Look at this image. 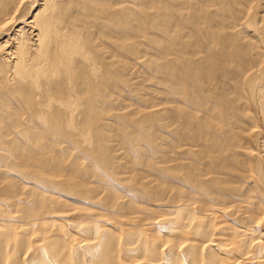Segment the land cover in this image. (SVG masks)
Returning a JSON list of instances; mask_svg holds the SVG:
<instances>
[{"label":"bare ground","instance_id":"6f19581e","mask_svg":"<svg viewBox=\"0 0 264 264\" xmlns=\"http://www.w3.org/2000/svg\"><path fill=\"white\" fill-rule=\"evenodd\" d=\"M0 264H264V0H0Z\"/></svg>","mask_w":264,"mask_h":264},{"label":"rangeland","instance_id":"374dc122","mask_svg":"<svg viewBox=\"0 0 264 264\" xmlns=\"http://www.w3.org/2000/svg\"><path fill=\"white\" fill-rule=\"evenodd\" d=\"M144 46L145 47H148L149 48V45L148 44H144ZM149 53H150V51H149ZM128 78H131V76L130 75H128ZM142 79V78H141ZM127 80H129V79H127ZM144 81V83H145V87H150V88H152V90H150V89H148V91H150L148 94H150L151 96H152V101L153 102H155V103H158V102H167V101H170V97H169V94L166 92V87L164 86V84L163 83H159V82H157L156 80H149V79H145V80H143ZM127 98L129 99L128 100V102L129 103H135V101H137V99L131 94L130 95V93H127ZM255 110L253 109L252 110V115L254 114V117H256V119L254 120L255 122H254V124H253V122L251 123V127H254V128H258V129H261V123H260V120H259V115L256 113V111L254 112ZM258 118V119H257ZM109 121H111V122H114V123H117L114 119H112V118H109ZM256 121H257V124L259 125V126H257V125H255L256 124ZM254 125V126H253ZM257 126V127H256ZM260 127V128H259ZM166 135H168L169 133H167V132H164ZM170 138V137H169ZM236 140H238V138H236ZM247 140L248 139H245V143L244 142H242V143H244V145L246 144V146L251 142V147H250V144L248 145V147H244V148H242V149H246V148H248L249 150H254V151H259V150H261L260 149V146H262L260 143H259V145L260 146H258V143H256V142H252V141H250V140H248V143H246L247 142ZM142 143V142H141ZM238 143V142H237ZM122 147H123V150L125 151V150H130V147H129V145L127 144V143H124V144H122ZM148 146H146V148H147ZM250 148H252V149H250ZM256 148V149H255ZM262 148V147H261ZM75 150V149H74ZM73 150V151H74ZM241 150V149H240ZM74 153H78V152H74ZM130 154H132V152L130 153ZM131 156V157H130ZM127 158H130V159H133V160H135L136 158L134 157V155L132 154V155H129ZM127 160H129V159H127ZM84 161H86V159H84ZM87 161H88V159H87ZM86 161V162H87ZM15 173V172H14ZM153 204H156L155 202L153 203ZM158 204V203H157Z\"/></svg>","mask_w":264,"mask_h":264}]
</instances>
